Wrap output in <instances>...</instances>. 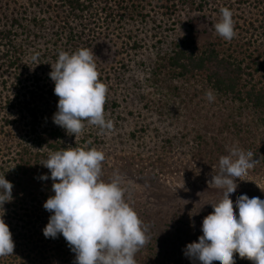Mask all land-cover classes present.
Masks as SVG:
<instances>
[{
	"label": "rangeland",
	"instance_id": "rangeland-1",
	"mask_svg": "<svg viewBox=\"0 0 264 264\" xmlns=\"http://www.w3.org/2000/svg\"><path fill=\"white\" fill-rule=\"evenodd\" d=\"M177 1L143 0L140 10L138 0H94L79 18L61 0H0V30L14 27V46L23 58L15 71L6 73L0 67V96H14L15 79L20 78L21 94L32 93L38 98V111L45 113L41 123L47 139L52 141L49 134L58 129L68 147L104 153L100 179L122 178L124 198L146 228L148 239L135 254L136 264H199L184 250L198 242L203 219L222 199L223 190L208 182L219 172L220 157L233 147L251 152L259 161L237 182L233 205L242 194L264 200L260 115L246 102L217 94L201 73L179 77L166 67L174 49L199 54L209 42H219L220 49L249 64L255 71L252 82L264 87V35L250 24L264 20V2L209 0L202 10L201 0L171 7ZM222 7L232 12L236 35L231 41L219 37L213 27ZM14 19L20 26L12 25ZM81 48L93 52L98 79L107 86L103 110L113 128L101 130L85 121L75 137L53 123L59 98L49 73L61 51L72 54ZM2 81L8 82L6 87ZM209 91L212 101L206 96ZM25 125L16 127L24 130ZM3 153L12 156L14 150ZM48 181L45 202L52 190L53 181ZM30 209L32 216L34 204ZM64 251L63 263L52 264H75L66 242ZM234 260L252 264L238 254Z\"/></svg>",
	"mask_w": 264,
	"mask_h": 264
},
{
	"label": "clouds",
	"instance_id": "clouds-1",
	"mask_svg": "<svg viewBox=\"0 0 264 264\" xmlns=\"http://www.w3.org/2000/svg\"><path fill=\"white\" fill-rule=\"evenodd\" d=\"M215 33L231 41L236 33L232 12L222 7ZM33 61L37 56L32 57ZM50 79L59 98L53 123L67 134H80L88 124L111 130L103 106L107 86L98 77L93 52L88 48L69 54L61 51L51 65ZM207 99H214L212 92ZM105 159L96 148L67 147L50 152L41 164L50 172L53 196L43 204L51 213L43 229L45 238L62 235L75 254V264H136L135 254L148 237L135 210L125 200L119 175L109 182L100 179ZM259 161L236 147L219 159V172L208 182L222 189V199L202 221L198 242L186 245L184 254L199 264H235L234 254L252 264H264V200L240 195L232 203L238 181ZM13 185L0 176V207L12 200ZM235 209V211H234ZM14 242L9 227L0 219V256L11 255Z\"/></svg>",
	"mask_w": 264,
	"mask_h": 264
},
{
	"label": "trees",
	"instance_id": "trees-1",
	"mask_svg": "<svg viewBox=\"0 0 264 264\" xmlns=\"http://www.w3.org/2000/svg\"><path fill=\"white\" fill-rule=\"evenodd\" d=\"M61 1L69 12L79 18L89 12L94 2V0ZM255 1L258 5L264 2V0ZM185 2L188 4L193 1L178 0L171 7L177 8L178 4H186ZM136 3H134L136 9L141 10L139 6L143 0H138ZM198 4L202 10L210 5L209 0H201ZM256 20L250 24L262 37L264 20ZM16 24L20 26L19 21L14 19L12 25ZM15 36L12 26L0 30V67L4 68L6 73L15 71L23 62V58L17 54L14 46ZM220 47L222 45L219 42H209L199 54L179 47V50L174 49L172 55L168 57L166 67L179 77L201 73L217 94L229 97L234 102H246L260 115V122L264 127V87L252 82L255 71H251L249 64H245L243 59H238L236 55ZM248 78L250 81H247ZM15 81V86L18 88L14 96H2V94L0 96V135H3L0 136V142L4 143L3 147L0 145V176L5 175V179L13 185L12 200L0 207V219H3L9 227L14 242L13 253L0 256V264H52L58 260L63 263L61 259L67 252L64 251L66 241L63 236L58 234L53 239L45 238L43 235L42 229L47 225L51 215L43 208L45 202L43 197L47 196L46 186L51 181L41 180L40 177L42 175L50 177L49 170L41 165L49 153L67 148L68 144L66 145L65 138L58 129H53L49 134L52 141L47 139L41 123V120L44 123L45 113L38 111V98L32 93L22 95L23 82L20 78ZM1 83L6 87L8 82ZM20 122L26 124L23 126L24 130L16 127ZM12 149L14 150L12 156L3 155L4 150L12 151ZM52 192L51 190L48 196H53ZM29 197L30 201H28ZM30 204L35 206V213L32 216Z\"/></svg>",
	"mask_w": 264,
	"mask_h": 264
}]
</instances>
